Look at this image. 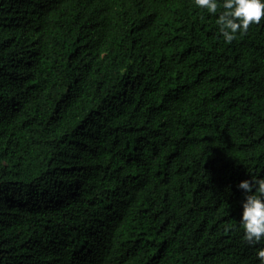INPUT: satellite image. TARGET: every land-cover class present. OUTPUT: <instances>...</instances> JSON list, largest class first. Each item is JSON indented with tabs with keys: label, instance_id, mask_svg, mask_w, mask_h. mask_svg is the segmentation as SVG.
Wrapping results in <instances>:
<instances>
[{
	"label": "trees",
	"instance_id": "trees-1",
	"mask_svg": "<svg viewBox=\"0 0 264 264\" xmlns=\"http://www.w3.org/2000/svg\"><path fill=\"white\" fill-rule=\"evenodd\" d=\"M192 0H0V264H259L264 20Z\"/></svg>",
	"mask_w": 264,
	"mask_h": 264
},
{
	"label": "clouds",
	"instance_id": "clouds-1",
	"mask_svg": "<svg viewBox=\"0 0 264 264\" xmlns=\"http://www.w3.org/2000/svg\"><path fill=\"white\" fill-rule=\"evenodd\" d=\"M200 10L215 15L219 33L227 43L246 34L252 25L264 20V0H192ZM237 187L243 192L240 225L244 239L255 248V257L264 264V175L241 180Z\"/></svg>",
	"mask_w": 264,
	"mask_h": 264
}]
</instances>
